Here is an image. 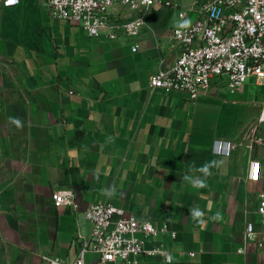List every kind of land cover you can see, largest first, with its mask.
I'll list each match as a JSON object with an SVG mask.
<instances>
[{
    "label": "crops",
    "instance_id": "1",
    "mask_svg": "<svg viewBox=\"0 0 264 264\" xmlns=\"http://www.w3.org/2000/svg\"><path fill=\"white\" fill-rule=\"evenodd\" d=\"M3 1L0 60L22 68L46 114L29 144L0 145V264H43L46 255L74 261L77 234L92 230L86 211L107 202L150 222L158 233L144 250L168 252L171 264H264L254 247L238 252L264 193V146L253 150L251 134L234 127L227 107L235 102L220 97L230 93L214 87L191 100L149 88L150 76L178 56L169 37L181 20L178 10L156 6L139 36L112 40L51 19L43 0L11 7ZM173 1L184 7L193 0ZM225 142L234 145L230 154L215 152ZM253 159L261 164L258 181L246 179ZM211 160L222 163L211 169L207 188L183 181L191 165ZM113 184V198L102 194ZM58 190L71 191L76 206L56 207ZM194 206L205 213L203 225L190 215ZM216 212L223 217L218 222L210 219ZM138 264L166 263L143 253Z\"/></svg>",
    "mask_w": 264,
    "mask_h": 264
},
{
    "label": "built area",
    "instance_id": "2",
    "mask_svg": "<svg viewBox=\"0 0 264 264\" xmlns=\"http://www.w3.org/2000/svg\"><path fill=\"white\" fill-rule=\"evenodd\" d=\"M3 3L11 7L19 0ZM43 4L51 19L77 24L88 36L112 40L139 36L146 25L145 14L156 6L176 8L180 19L183 13L192 21L190 27H175L169 36L178 56L170 67L150 76V90L159 88L197 100L214 87L234 94L246 82L264 86V0H193L184 7L173 0H43ZM138 47L135 44L132 51ZM215 147L218 154L229 155L234 145L225 142ZM260 178L261 164L253 159L246 179ZM52 199L56 207L76 206L69 190L55 191ZM251 213L257 218L244 224V242L238 249L241 254L252 247L264 253V193L259 194ZM86 218L92 230L88 237L77 234L79 250L74 261L46 255L43 264H138L143 253L160 255L166 263L168 252L144 250V242L158 233L150 222L137 220L110 202L92 204ZM166 230V226L162 228Z\"/></svg>",
    "mask_w": 264,
    "mask_h": 264
},
{
    "label": "rangeland",
    "instance_id": "3",
    "mask_svg": "<svg viewBox=\"0 0 264 264\" xmlns=\"http://www.w3.org/2000/svg\"><path fill=\"white\" fill-rule=\"evenodd\" d=\"M185 1L177 2L184 4ZM236 93L218 97L235 102L227 107L228 113L233 114L234 127L243 126L242 133L251 134L252 149L257 151L264 146V86L246 82L244 90ZM45 108L43 99L31 88L22 68L11 61L0 60V145L6 148L29 144L31 129L45 117ZM9 116L20 118L22 129L10 124Z\"/></svg>",
    "mask_w": 264,
    "mask_h": 264
},
{
    "label": "clouds",
    "instance_id": "4",
    "mask_svg": "<svg viewBox=\"0 0 264 264\" xmlns=\"http://www.w3.org/2000/svg\"><path fill=\"white\" fill-rule=\"evenodd\" d=\"M191 23L192 21L188 18H184V14L181 13V20L177 24V27L179 29H186L190 27ZM8 122L14 125L17 129H22L23 127V122L18 117L9 116ZM113 141H114V137L107 138V142H113ZM221 163L222 161L211 160V161H206L203 165L199 167H196L193 164L189 167L188 173H200L201 175L195 176V175H189L188 173H185L182 179L183 181L190 183L193 188H197V189L207 188L208 187V177H210L213 174L211 169L215 167H219ZM95 178L97 180L99 179V173H95ZM101 192L107 197L113 198L117 194L116 186L113 184L107 188H102ZM189 211L194 221H196L200 225H203L205 223L203 219L205 213L202 210H200L198 206L192 207L191 209H189ZM210 219L218 222L222 220L223 217L220 212H216L212 217H210ZM172 259L173 257L171 254H166L165 256L166 264H171Z\"/></svg>",
    "mask_w": 264,
    "mask_h": 264
},
{
    "label": "snow or ice",
    "instance_id": "5",
    "mask_svg": "<svg viewBox=\"0 0 264 264\" xmlns=\"http://www.w3.org/2000/svg\"><path fill=\"white\" fill-rule=\"evenodd\" d=\"M9 2H12V0H9Z\"/></svg>",
    "mask_w": 264,
    "mask_h": 264
}]
</instances>
